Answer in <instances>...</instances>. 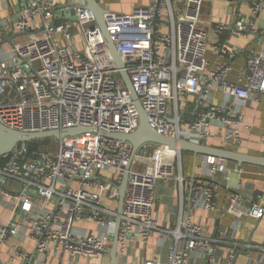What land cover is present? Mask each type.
<instances>
[{
    "label": "built area",
    "instance_id": "built-area-1",
    "mask_svg": "<svg viewBox=\"0 0 264 264\" xmlns=\"http://www.w3.org/2000/svg\"><path fill=\"white\" fill-rule=\"evenodd\" d=\"M10 1L0 0V7ZM223 1L237 11L230 21L214 23L215 31L259 42L245 48L230 40L222 46L212 45L214 67L206 59L207 22L201 19L204 0H182L179 10L172 0H148L147 6L136 7L129 14H103L105 30L124 63L123 71L148 125L164 137L201 145L219 137L226 145L239 144L240 127L249 129L240 108L264 96V27L260 26L264 0ZM77 6L73 22L61 20L56 25L52 1L30 0L20 20L14 21V16L11 21L15 32L29 35L27 40L15 45L0 42V58H5L0 62V123L4 127L23 133L77 127L97 131L57 141L55 153L29 154L27 146H17L0 158V209L12 216L18 211L24 214L19 220L0 224V244L25 228V238L33 247L30 264H42V257L60 264L101 262L110 250L115 228L116 186L128 167L117 234L118 260L126 262L131 248L146 246L156 235L158 248L169 236L164 258H137L131 264H193L194 255L209 264H235L233 250L221 252L222 246L234 243L224 233L210 238L202 226L189 217L183 219L181 212L171 231L155 219L158 184L174 179L182 192L180 155L147 144L130 160L127 142L101 135L133 133L139 115L92 12ZM159 22L162 27L158 30ZM74 29L84 35L82 50L72 42ZM242 52L247 55L245 68L236 82H230L231 64ZM214 93L232 102L214 103ZM186 96H198L203 106L190 121H184L179 111ZM212 123H221L223 132L211 131ZM202 159L208 165L209 183L229 180L231 171L225 161ZM195 170L202 173V167ZM110 171L113 179L105 176ZM7 182L18 184L20 192L9 191ZM199 190L193 200L214 211L216 202L210 189ZM262 202L264 195L253 190L247 200L227 191L221 215L235 220L234 233L241 219L263 218ZM11 250L13 255L0 259V264L29 261L20 245L14 244Z\"/></svg>",
    "mask_w": 264,
    "mask_h": 264
},
{
    "label": "crops",
    "instance_id": "crops-1",
    "mask_svg": "<svg viewBox=\"0 0 264 264\" xmlns=\"http://www.w3.org/2000/svg\"><path fill=\"white\" fill-rule=\"evenodd\" d=\"M52 3L70 4L72 0H51ZM77 2V0H75ZM25 0H11L5 8L0 7V42L3 45L22 44L27 38L28 34H19L12 28L11 21L14 16L17 17L16 11L19 7H23ZM175 7L179 10L182 6V0H172ZM100 6L106 11L129 14L136 7H144L148 5V0H99ZM242 12H246L243 8ZM244 10V11H243ZM24 9L21 10L20 15L23 16ZM237 10L235 7L226 6L223 0H204L201 9V19L207 22L208 32V48L206 59L210 67L216 65L215 54L212 51V45L222 46L227 40L235 42L240 47L245 48L251 44L259 42L258 39H236L234 36L226 32H217L214 29V23L230 21L233 12ZM65 20V18H61ZM164 20V19H163ZM15 21V20H14ZM162 23L157 24V29H161ZM164 30V28L162 29ZM76 43H74L77 50H82L83 46L76 29L73 30ZM14 33L11 43H5L1 37L6 34L10 37ZM77 39L79 42H77ZM0 62H5V58ZM246 52L240 53L231 64V72L228 76L230 82H236L241 75L246 64ZM212 100L214 103H221L223 101L232 102L229 97H225L219 93H214ZM202 103L198 96H186L180 103L179 111L182 114L184 121L194 119L202 111ZM240 112L244 118V123L249 125L248 130L240 127V143L236 145H226L219 137L210 138L207 146L225 148L245 155L254 157L264 156V96H260L257 101H252L247 107H241ZM210 130L215 133H222L223 129L219 124L210 126ZM188 154V153H185ZM182 154H180L181 160ZM223 162V161H221ZM229 171H231L229 180L224 182L222 180L215 181L214 184L209 183V176L206 166L203 164V159L197 158L194 163V157L189 154L183 157L181 161V171L183 176L182 192H180L179 184L172 179L166 183H159L155 194L154 217L162 227L171 231L177 222L179 213H182V218H190L194 223L202 226L208 233L210 238L217 239L222 233L234 241L233 244L222 246L221 252L233 250L236 256L235 264H264V216L261 220H253L244 218L239 221V228L236 232H232V227L235 225V220L227 215H221L225 206V196L227 191L238 194L243 199L247 200L248 195L253 190L257 194L264 195V169L253 167L249 165L238 166L234 163H225ZM205 166V167H204ZM197 167H202V173L195 170ZM231 169V170H230ZM240 186V187H239ZM6 187L11 192H20V186L13 182H7ZM195 188V190H192ZM209 188L216 202V209L208 211L196 204L193 198L200 191L199 189ZM193 197V198H192ZM199 199V196H198ZM264 206V202L261 203ZM23 212L18 211L15 215L5 209H0V224L6 225L14 219H20ZM15 220V221H16ZM87 229L91 227L83 226ZM158 236H153L146 246L137 245L130 250L131 256L128 255V260L125 262L123 258H119L118 264H131L135 259L149 260L152 258L163 259L166 250L170 246L169 236L166 238V244L162 247H157ZM14 244L20 245L23 252L33 255L32 244L29 243L25 234L18 232L17 237L9 238L4 244H0V259L8 260L13 255L11 250ZM248 246H250L248 248ZM137 259V260H138ZM42 264H51L49 259H41ZM98 264V262H96ZM193 264H209L199 255H194ZM15 264H22V261L16 259ZM82 264V263H78ZM101 264V262H100Z\"/></svg>",
    "mask_w": 264,
    "mask_h": 264
},
{
    "label": "water",
    "instance_id": "water-1",
    "mask_svg": "<svg viewBox=\"0 0 264 264\" xmlns=\"http://www.w3.org/2000/svg\"><path fill=\"white\" fill-rule=\"evenodd\" d=\"M30 0H25L23 7H19L16 11L17 17H15V21L20 20L21 15L20 12L22 9L27 8L28 3ZM51 1V0H50ZM238 2H241L239 0ZM78 4L83 5L86 10L92 12L95 20V24L101 34L103 35L104 40L106 41L107 48L114 59L116 68L119 70L120 77L124 83L126 90L129 92L131 98L134 101V105L137 109L139 115V124L137 129L128 135H121V134H107L101 133L102 136L119 140L122 142H127L131 146V156L130 160L134 157L136 152L144 145H156L166 148L168 151L176 153L180 155L181 153H188L194 157V163L196 162L197 158H212L219 161H225L234 163L238 166L249 165L253 167L263 168L264 169V156L254 157L250 155H245L243 153H239L236 151H232L225 148H218V147H211L207 145L195 144L183 139H173L170 137H164L152 129H150L148 125L147 116L144 113L141 104L138 100V97L131 86L130 80L128 75L123 71L124 63L117 52L116 46L113 41L110 39L109 35L107 34L103 22V14L105 13V9H103L100 4L99 0H72L70 4L65 3H57L53 7V12H55L57 19L54 21V24H59L61 18H65V20H69L73 22V15L74 9L77 8ZM260 26L263 28L264 23H260ZM14 33L8 37L4 34L1 39L5 42L10 44L11 39L13 38ZM3 58H0L2 61ZM26 61V60H25ZM216 124V123H212ZM221 126V123H217ZM87 131L90 132H97L94 129H85L81 127H77L74 129H63L60 131H49V132H42V133H23L14 131L4 127L0 123V158L4 157L5 155L9 154L13 151L14 148L17 146H21L22 148H26L27 144L34 141H42V140H56L60 141L62 139L68 137H75ZM127 170L122 175L121 181L118 186H116L118 192V199L116 205V218H115V228L113 235L111 237V247L107 253V257L102 259L101 264H118V255H117V234L120 224V215L122 211V202L125 192V186L127 181ZM20 233L25 234L26 229L21 228L19 230ZM34 259V255L29 257V261L24 264H30Z\"/></svg>",
    "mask_w": 264,
    "mask_h": 264
},
{
    "label": "rangeland",
    "instance_id": "rangeland-1",
    "mask_svg": "<svg viewBox=\"0 0 264 264\" xmlns=\"http://www.w3.org/2000/svg\"><path fill=\"white\" fill-rule=\"evenodd\" d=\"M76 33L79 35V40H81V44L83 45V42H84L83 33H81L80 31H78ZM74 34L75 33L73 32V40H72V42H74L77 45V47L80 48V45L76 43V40L74 38ZM79 40L77 39V42H79ZM38 147L39 148L35 149L34 151H39V152H41V151H49L50 153H55L57 151V141H55L53 139L48 140L47 142L41 141L39 143ZM181 154H182L181 161L183 160L184 155L189 157V154H185V153H181ZM105 176L108 179H113L115 175H114V172L110 171ZM90 229H92V228H90ZM79 262L82 263V264H97L96 262H98V264H100V261H91V262H86V261H76L75 262L74 261V262H71V264H78ZM51 264H60V263L57 260H54V261L51 262Z\"/></svg>",
    "mask_w": 264,
    "mask_h": 264
},
{
    "label": "trees",
    "instance_id": "trees-1",
    "mask_svg": "<svg viewBox=\"0 0 264 264\" xmlns=\"http://www.w3.org/2000/svg\"><path fill=\"white\" fill-rule=\"evenodd\" d=\"M42 141H45L47 142L48 140H42ZM41 141H34V142H30L27 144V151L30 153H32L35 149L39 148V143ZM115 208H116V205H115Z\"/></svg>",
    "mask_w": 264,
    "mask_h": 264
}]
</instances>
